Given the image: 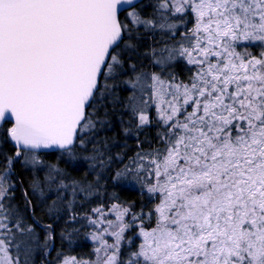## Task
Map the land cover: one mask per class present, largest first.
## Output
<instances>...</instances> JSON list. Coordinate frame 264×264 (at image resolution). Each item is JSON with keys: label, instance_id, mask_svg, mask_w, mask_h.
Returning a JSON list of instances; mask_svg holds the SVG:
<instances>
[{"label": "snow or ice", "instance_id": "6c2138e0", "mask_svg": "<svg viewBox=\"0 0 264 264\" xmlns=\"http://www.w3.org/2000/svg\"><path fill=\"white\" fill-rule=\"evenodd\" d=\"M0 264H264V0H0Z\"/></svg>", "mask_w": 264, "mask_h": 264}]
</instances>
